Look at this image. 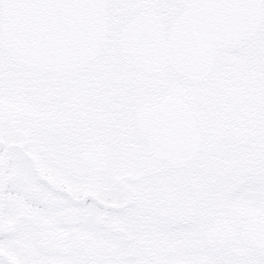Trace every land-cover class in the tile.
<instances>
[{
	"label": "snow or ice",
	"instance_id": "6c2138e0",
	"mask_svg": "<svg viewBox=\"0 0 264 264\" xmlns=\"http://www.w3.org/2000/svg\"><path fill=\"white\" fill-rule=\"evenodd\" d=\"M0 264H264V0H0Z\"/></svg>",
	"mask_w": 264,
	"mask_h": 264
}]
</instances>
